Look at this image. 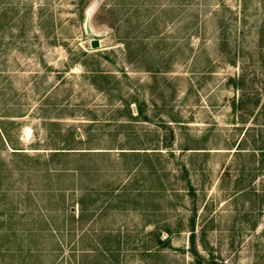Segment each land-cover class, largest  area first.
Instances as JSON below:
<instances>
[{
    "label": "rangeland",
    "instance_id": "1",
    "mask_svg": "<svg viewBox=\"0 0 264 264\" xmlns=\"http://www.w3.org/2000/svg\"><path fill=\"white\" fill-rule=\"evenodd\" d=\"M0 264H264V0H0Z\"/></svg>",
    "mask_w": 264,
    "mask_h": 264
},
{
    "label": "water",
    "instance_id": "2",
    "mask_svg": "<svg viewBox=\"0 0 264 264\" xmlns=\"http://www.w3.org/2000/svg\"><path fill=\"white\" fill-rule=\"evenodd\" d=\"M91 44H92V46H93L94 48H96V47H98L99 42H98V40H93Z\"/></svg>",
    "mask_w": 264,
    "mask_h": 264
}]
</instances>
